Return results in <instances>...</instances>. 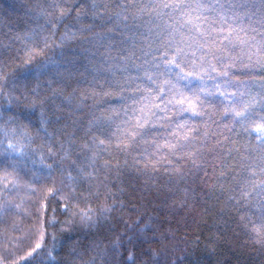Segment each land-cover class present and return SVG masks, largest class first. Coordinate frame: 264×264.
<instances>
[{"label": "snow or ice", "instance_id": "6c2138e0", "mask_svg": "<svg viewBox=\"0 0 264 264\" xmlns=\"http://www.w3.org/2000/svg\"><path fill=\"white\" fill-rule=\"evenodd\" d=\"M21 7L0 46V218L25 215L12 194L48 182L65 218L53 209L43 225L59 226L51 247L45 231L0 264H206L199 238L191 250L165 243L180 212L215 213L211 252L230 230L264 248V0ZM141 177L139 201L125 203Z\"/></svg>", "mask_w": 264, "mask_h": 264}, {"label": "trees", "instance_id": "16d2710c", "mask_svg": "<svg viewBox=\"0 0 264 264\" xmlns=\"http://www.w3.org/2000/svg\"><path fill=\"white\" fill-rule=\"evenodd\" d=\"M35 2L36 0H0V46L7 44L8 37L13 35L14 31L20 27L18 17L24 12V8L21 6ZM8 4H15L17 12L11 15L5 12L4 9ZM17 47H20V45L15 44L13 46L14 52ZM19 55L23 56L24 53L20 52ZM15 68H17V64L10 63L9 70ZM39 144L40 141L37 140L36 146L38 147ZM241 146H243V142ZM100 164H103V160L100 161ZM100 178H103L102 172L100 173ZM145 179L146 177H141L127 189V199L125 203H128V200H132L133 204L139 201V190L143 187ZM59 181L60 177L57 175V186H59ZM163 183V173H161L160 184ZM35 187V193H32L27 188H21L19 191L12 194L15 201L22 204L25 215L17 216L15 214H9L0 218V253H3L6 247L11 245L18 253V256H24L27 251L30 250V246H34L35 243L39 242L40 235L45 231L47 233V247H51L53 234L59 237V226H57L56 229L51 227L45 229L43 227L46 220L50 221L54 218L53 209H56V219L63 220L65 218L64 215L60 214L61 210L49 195L48 189L52 187V184L48 182L44 185H36ZM133 189H136L135 199H133L132 196ZM112 191H116V189H112ZM165 195L166 190L160 193L159 198L163 199ZM154 196L155 193H146L144 200H153ZM45 206H47L46 214ZM130 206L131 205H129V207ZM141 211H143V209H141ZM137 214L138 213H129L126 211L124 215L125 219L131 223L136 219ZM166 220L170 222V226L175 233V239L166 241L165 243H168L170 246L177 245L178 249H183L185 246H188L191 250L193 243L199 238L200 244L199 247L195 249V252L206 264H218V262L219 264H264V248L258 245L245 244L246 236L242 231H228L225 235V239L219 243L215 252H211L205 247L209 237L216 233L219 227L216 222L215 213L208 214L203 220L197 217V223H194L193 219L184 212L178 213L175 218L170 216L166 217ZM14 225H18L15 231L13 230ZM167 227L168 224H166V228ZM97 238L99 239V237ZM154 247L159 248L161 245H154ZM179 254L180 252L177 251V255ZM62 257L63 253L61 252L60 255L57 256V259H61ZM84 258L87 259L88 256L86 255Z\"/></svg>", "mask_w": 264, "mask_h": 264}]
</instances>
